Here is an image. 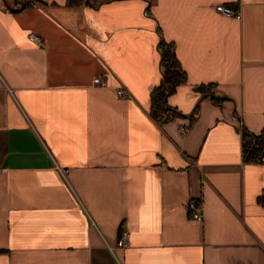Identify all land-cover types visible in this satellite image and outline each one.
I'll list each match as a JSON object with an SVG mask.
<instances>
[{"label": "crops", "instance_id": "0c3cea01", "mask_svg": "<svg viewBox=\"0 0 264 264\" xmlns=\"http://www.w3.org/2000/svg\"><path fill=\"white\" fill-rule=\"evenodd\" d=\"M46 1L0 0V264H264V0Z\"/></svg>", "mask_w": 264, "mask_h": 264}, {"label": "trees", "instance_id": "16d2710c", "mask_svg": "<svg viewBox=\"0 0 264 264\" xmlns=\"http://www.w3.org/2000/svg\"><path fill=\"white\" fill-rule=\"evenodd\" d=\"M87 0H68L67 4L81 5ZM161 54L162 81L156 86L151 94V115L158 121H168L173 117L180 116V112L167 104L169 94L175 92L177 87L186 82V74L182 70L177 59L175 46L166 40L159 45ZM200 92L206 93L209 88L200 87ZM264 154V130L259 135L243 131V156L246 161L259 160ZM264 204V198H262Z\"/></svg>", "mask_w": 264, "mask_h": 264}, {"label": "built area", "instance_id": "2783aa9c", "mask_svg": "<svg viewBox=\"0 0 264 264\" xmlns=\"http://www.w3.org/2000/svg\"><path fill=\"white\" fill-rule=\"evenodd\" d=\"M217 11L225 14L230 17H238L240 18V13L233 7L225 4H218L216 7ZM28 38L30 41H32L35 44L41 45L42 44V39L40 36L30 33L28 35ZM96 83H99L100 85H105V82L102 81L100 78L95 79ZM118 94L120 96H124L125 93L122 90H118ZM189 131V126H182L180 128V132L182 134H185ZM201 201L196 200V199H191L187 203V210H188V215L192 219H203V213H202V208H201ZM129 232L126 230L121 231L120 238L117 241L116 246H109L110 250L113 251L116 247L123 248V247H128L130 245V242L128 240Z\"/></svg>", "mask_w": 264, "mask_h": 264}, {"label": "water", "instance_id": "95a60500", "mask_svg": "<svg viewBox=\"0 0 264 264\" xmlns=\"http://www.w3.org/2000/svg\"><path fill=\"white\" fill-rule=\"evenodd\" d=\"M33 1H37V2H40V3H42V4H48V2L46 1V0H33ZM25 4H23V6H24ZM22 6V7H23Z\"/></svg>", "mask_w": 264, "mask_h": 264}]
</instances>
